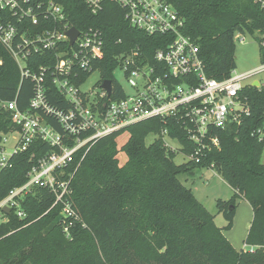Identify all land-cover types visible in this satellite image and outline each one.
<instances>
[{
	"label": "trees",
	"instance_id": "1",
	"mask_svg": "<svg viewBox=\"0 0 264 264\" xmlns=\"http://www.w3.org/2000/svg\"><path fill=\"white\" fill-rule=\"evenodd\" d=\"M58 1L65 6L72 27L102 32L104 58L94 70H99L103 82L112 81L111 100L125 96L114 77L118 57L139 51L155 65V53L172 42L168 36L148 35L131 26L126 12L112 1H105L97 15L82 0ZM165 1L184 20L183 34L199 47L210 79L225 80L236 69L237 36L264 33V9L253 0ZM39 63H44L43 58L29 61L30 66ZM89 75L82 76L84 81ZM48 91L57 93L51 86ZM34 94V82L22 79L16 61L0 42V99L17 98L25 109ZM246 95L250 116L241 125L219 129L220 150H213L198 165H177L176 154L162 141L147 145L149 136L169 126L171 136L189 147L174 122L151 119L100 139L78 169L81 158L68 169L75 173L69 200L79 215L70 236L64 232L63 205L54 206L50 191L35 188L21 203L26 217L20 219L13 211L0 223V264H264V140L256 135L264 124V89L248 87ZM53 105L64 109L60 102ZM4 117L0 116V129L6 131L10 121ZM125 132L129 140L119 150L118 139ZM48 152V145L37 142L12 159L0 175V202L28 181L34 160ZM120 153L127 156L124 165H120ZM212 164L234 191L229 203L218 202L227 220L224 230L233 228L238 200L252 207L247 251L234 249L215 217L180 180Z\"/></svg>",
	"mask_w": 264,
	"mask_h": 264
},
{
	"label": "built area",
	"instance_id": "2",
	"mask_svg": "<svg viewBox=\"0 0 264 264\" xmlns=\"http://www.w3.org/2000/svg\"><path fill=\"white\" fill-rule=\"evenodd\" d=\"M105 1L82 0L93 15L104 9ZM109 1L126 12L127 21L136 29L173 38L166 48L155 53V65L139 51L118 57L114 77L120 84L116 72L121 71L128 87L126 90L120 84L125 96L119 100H111L112 95L109 97L102 89V80L96 94L82 91L91 74L99 72L94 65L104 58L100 30L77 29L79 36L71 45L69 32L75 27L70 25L65 6L58 0H0V42L16 61L22 79H31L35 84V94L25 109L19 107L17 98L0 99V116L10 121L6 131L0 129V175L14 157L37 142L51 150L39 158L33 155L36 160L28 181L0 202V223L7 221L5 209L24 219L22 201L35 188H42L55 196L54 206L63 205L64 232L69 237L79 215L69 200L75 173L68 169L81 158L78 169L100 139L151 119L174 122L190 152L179 137L171 136L169 126L154 136L168 151L182 153L198 165L213 150H220L216 135L219 129L241 125L250 116L246 89H264V83L257 78L264 74V60L260 67L246 72L235 69L222 81L208 78L199 47L183 34L184 20L165 0ZM253 1L264 9V0ZM259 45L264 59V35ZM33 57L43 58L44 63L30 66ZM86 74L90 75L84 81L82 76ZM256 82L258 87L254 86ZM49 86L55 87L57 93H49ZM53 102L62 103L64 109H58ZM256 135L264 140V124ZM209 169L216 170L215 165Z\"/></svg>",
	"mask_w": 264,
	"mask_h": 264
},
{
	"label": "rangeland",
	"instance_id": "3",
	"mask_svg": "<svg viewBox=\"0 0 264 264\" xmlns=\"http://www.w3.org/2000/svg\"><path fill=\"white\" fill-rule=\"evenodd\" d=\"M264 33L257 32L255 35H241L236 37V70L240 73L246 72L257 67H260L263 60L261 55V49L259 45V40L262 39ZM116 78L119 80L120 84L128 90L127 83L123 78L121 71L116 72ZM264 83V74L257 77ZM101 74L96 71L91 74L88 81L82 87L83 92H92L96 94L99 92L101 87ZM129 132H125L118 139V149L120 150L124 144L129 140ZM157 138L151 135L147 139V145H151L155 142ZM172 144L176 147L178 146L175 142ZM120 165H124L127 160L125 153H120L118 156ZM174 162L177 165H184L189 163V158L182 153H177ZM262 164L264 165V153L262 157ZM181 182L189 189H191L198 199V201L215 217V223L218 228L223 229L225 236L238 252L243 250L247 251L248 248H244L245 241L247 239L251 224L253 222V215L249 206L241 204L239 200L236 202V220L232 230L225 231L224 228L227 226V220L223 213L219 212L218 202L223 201L229 203L232 200L234 191L229 187V185L223 180L219 175L217 170L205 168L197 170L194 174H185L180 177ZM241 204V205H240ZM233 243V244H232ZM240 250V251H239Z\"/></svg>",
	"mask_w": 264,
	"mask_h": 264
},
{
	"label": "water",
	"instance_id": "4",
	"mask_svg": "<svg viewBox=\"0 0 264 264\" xmlns=\"http://www.w3.org/2000/svg\"><path fill=\"white\" fill-rule=\"evenodd\" d=\"M69 36H70V40H71V45H73L75 43V41L77 40L78 36H79V31L76 28H73L72 30H70L69 32ZM255 87H258L259 84L258 82H256L254 84ZM112 81H104L103 85H102V89L104 91H106L108 93V96L110 97L112 95ZM7 215H10V210L9 209H5L4 211Z\"/></svg>",
	"mask_w": 264,
	"mask_h": 264
},
{
	"label": "crops",
	"instance_id": "5",
	"mask_svg": "<svg viewBox=\"0 0 264 264\" xmlns=\"http://www.w3.org/2000/svg\"><path fill=\"white\" fill-rule=\"evenodd\" d=\"M126 162H127V160H126ZM125 162V163H126ZM124 163V164H125ZM240 202H242L241 204H245L246 206H249V208L251 209V212H252V215H253V210H252V207L247 203V202H245V201H241V200H239ZM240 204V205H241ZM236 220V215H235V219H234V221ZM233 244V243H232ZM233 246L235 247V245L233 244ZM236 248V247H235ZM244 248H245V246H244ZM236 250H238L237 248H236ZM240 251V250H239Z\"/></svg>",
	"mask_w": 264,
	"mask_h": 264
}]
</instances>
